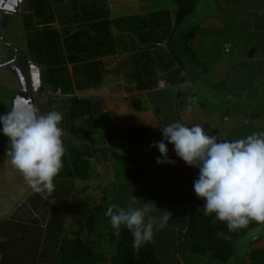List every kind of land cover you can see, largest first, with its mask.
<instances>
[{
    "label": "crops",
    "instance_id": "obj_1",
    "mask_svg": "<svg viewBox=\"0 0 264 264\" xmlns=\"http://www.w3.org/2000/svg\"><path fill=\"white\" fill-rule=\"evenodd\" d=\"M50 1L55 11L56 20L47 25L57 24L60 27L54 29L57 31L64 49L65 39L68 38V36L65 37L67 29H71V37H75L82 31H87L86 35L92 38L102 37V35L105 38L103 46L99 47L81 41H76V43L73 41L81 47L79 49L83 50L85 53L83 55L88 58L77 63L68 62L66 65L53 66L55 70L57 68L63 74L66 73L65 77L70 78V83L73 86L71 94H62L64 101H67L70 96H77L90 100L96 107L85 117L83 127L87 133L81 128L74 134L84 133L83 139L72 142L73 144L78 142L79 146L87 145L93 148L90 150L92 156L89 157L90 161H97L95 154L100 153L102 149H108L110 147L108 142L114 141L111 139L115 138L114 136L122 138L125 143L132 140L134 145L144 146L143 143H145L148 145L146 148H152L151 145L160 142L163 138L160 129L178 120L189 127L200 125L208 135L215 136L221 141H232L252 133L264 132V116L258 114L257 109L260 106L256 104L258 96L264 98V0L258 3L247 2L244 8L240 9V13L230 12L226 8L236 7L243 2L226 0L227 6L230 7H223L221 12L224 16L226 14L229 16L214 25L211 22L204 25L202 21L194 23L190 20L178 24L177 6L167 0H142L137 12L119 16H115L113 11L120 2L109 0V5L111 4L109 7L110 17L85 22L64 16L68 6H61L58 2L60 0ZM113 2L115 3L112 5ZM133 3L135 4V2ZM30 10H33V4ZM162 12H169V19L159 15ZM242 12L251 15L249 19L241 15ZM30 14L33 16L34 10ZM252 14L255 15V19H252ZM116 20L120 22L118 25L114 23ZM106 22L109 24L108 30ZM94 24H99L101 27L96 30L91 29L90 26ZM186 29L188 32H185ZM178 31L183 35L175 36V32ZM163 35H169V38L157 42ZM173 37L175 38L173 39ZM86 38L88 37L85 36L84 41L88 40ZM180 44L183 48L185 46V53L189 55L190 59H195L197 65L193 64L194 67H192L189 62L176 56ZM254 46H259L256 54L249 52L254 49ZM204 49L212 51L213 61H208L205 53L203 56L201 55ZM25 53H27V66L36 62H32L30 55L32 52L28 46ZM4 59L5 57H2L1 61ZM37 64L42 67L40 63L33 65ZM23 66L25 65L23 64ZM196 66L201 67V72L198 77H193L192 74L196 72ZM183 67L189 68V75ZM42 68L43 72L47 73L48 68ZM61 68L64 69V72ZM59 70L58 76L61 74ZM17 72L20 73L19 70ZM20 80L27 81L22 78ZM160 81H167L170 88H159ZM197 81L203 85H198ZM45 83L51 89L52 84H49V81ZM256 83H260L261 86L257 92L253 90ZM14 88L11 86L10 90H14ZM59 90L61 89L59 88ZM33 91L31 97L34 105L37 106L38 100H43V95L36 94V89ZM213 92L219 94V98H231L234 101L241 100L243 97L244 108L254 103L257 109H249V112L253 111L254 114L241 108L237 111L226 108L223 111L221 110L222 105L209 99ZM136 104L142 106V109H136ZM76 136L78 137V135ZM93 136L98 137L94 140ZM167 147L169 159L175 161V164L160 165V167L163 166L161 170L165 168L163 171L166 172L158 179L151 180L149 187L150 191L154 192V195H151L153 200L174 202L173 206L171 205L172 211L177 213V210L180 209L178 204H185L189 201L187 197H196L193 182L198 177V169L190 167L180 160L172 145L169 144ZM154 149L153 155L139 157L141 161L136 159L137 156L132 158L131 153L128 156L120 152L108 151L106 156L109 157L108 167L111 170L109 173L112 177L111 180H116L119 158L125 161V164H120L121 168L126 166L129 158L132 159L137 169L140 170L139 177L142 180H147L151 172H146L150 169L146 162L153 161L154 156L159 152L158 149ZM125 150L128 153V148ZM99 170L101 172L99 175H102L103 170L100 166ZM76 180H78L77 184H75ZM95 180L102 183L100 179ZM73 182V185L77 187L80 181L75 178ZM98 183H94L93 186ZM137 184L135 186H139ZM105 185L107 186V184ZM41 196L48 202L44 194ZM105 196L106 202L112 201ZM141 196L142 201L146 202L144 190H142ZM173 196L176 197V200ZM192 203L186 207L185 212L183 211L182 225L175 221L174 224L167 223V226H173V229L179 234L184 232L187 229L191 211L194 208L203 207V202L202 205ZM53 204L50 201V205L53 206ZM156 207L165 211L163 206ZM91 209L95 211L96 207ZM154 215H161V213L157 211ZM177 218L175 217V219ZM178 239L179 236L174 239V242ZM259 240L255 238L252 242V244L257 242L253 244L254 250H257V245L260 244ZM236 246H239V242H236ZM1 257L0 255V263Z\"/></svg>",
    "mask_w": 264,
    "mask_h": 264
},
{
    "label": "rangeland",
    "instance_id": "obj_2",
    "mask_svg": "<svg viewBox=\"0 0 264 264\" xmlns=\"http://www.w3.org/2000/svg\"><path fill=\"white\" fill-rule=\"evenodd\" d=\"M42 1V0H40ZM56 1V0H55ZM64 1V2H63ZM126 1V2H121ZM243 2L241 5L240 3L236 7L226 8L230 10V12L234 13H240V9L244 8V5L247 2L252 3H258L262 0H240ZM61 6H68L69 1L68 0H60L58 1ZM63 2V3H62ZM116 2H120L119 5L114 7L113 13L115 16H119L120 14L125 15L127 13H133L137 12L138 8L142 4V0H116ZM135 2V4L133 3ZM115 2L112 3V5ZM33 0H0V61L2 57H9L10 55L13 57L14 53H22L25 52V49L27 47V37H26V29H25V22H37L36 17L34 18L32 15H29L31 13L30 10L32 8ZM197 6L194 9L193 15L190 17V21H202L204 22V25L208 22H211L212 25L219 23V21L224 20L229 15L222 14L221 9L223 7H230L227 6L226 0H197ZM111 4L109 5V7ZM243 6V7H242ZM240 7V8H239ZM246 7V6H245ZM23 13H21L20 11ZM20 12V13H19ZM215 17L213 18V16ZM241 15L246 16V18L249 19L251 15H248L247 13H241ZM240 16V15H239ZM253 18L255 19V15L252 14ZM244 21V20H243ZM223 25V24H222ZM38 29L42 28H50V29H59L60 27L55 24L54 26H48V25H41L40 27L37 26ZM185 32H188L186 29ZM31 32H27V35H30ZM175 36H182L183 33L178 31L175 32ZM182 34V35H181ZM224 36V35H222ZM172 37V36H171ZM91 38V36H90ZM169 35H163L160 36V39H158L157 42L168 39ZM175 37H173L174 39ZM88 40L84 41V43L94 44L92 40H89V38H86ZM178 41V40H177ZM176 41V42H177ZM98 45V44H95ZM250 46V45H249ZM249 48V47H248ZM248 48L245 50L247 53ZM177 55L179 58H182V60H186L189 62L190 66L194 67V65H197L196 60H192L189 58V55L186 54L185 46L182 47V44L179 45V48ZM257 50H259V46H254V49L249 51L250 53H257ZM206 54V58H208V61H213V54L211 50H202L201 55ZM179 54V55H178ZM188 56V58H187ZM23 58V57H22ZM198 58V57H197ZM199 60V58H198ZM25 66L18 67L17 70L20 71V73L16 72V70L12 66H5L1 67L0 65V114H3L7 112L10 109V106L14 99H22L26 102H29L34 105L33 99L31 95L34 93V89H37V92L40 95L47 96L48 92L51 91V89L46 85L45 83V74L43 72V68L41 66L29 64L27 66V63H23ZM194 64V65H193ZM184 71L189 75L188 70L189 68L183 67ZM196 72L193 73V77H198L199 73L201 72V67L196 66ZM29 70L31 73H33V81L29 84L27 81H22V83L19 82V79L27 80L29 79V76L26 77L23 72ZM31 75V74H30ZM32 78V77H31ZM198 85H203L200 81H197ZM255 88L253 89L255 92L261 89L260 83H256ZM5 85V86H4ZM15 87L14 90H10V87ZM43 88V89H42ZM16 89V91H15ZM247 89V88H246ZM242 97V96H241ZM209 99L211 101H215L217 104L222 105L221 110H225L226 108L229 110H239V108L246 110L249 112V109L256 108L255 104L244 106V98L242 97L241 100H233L231 98H219V94H215L213 92L210 94ZM260 106V109L257 112L264 116V98L258 96V100L256 102ZM36 106V105H35ZM237 106V107H236ZM241 106V107H239ZM40 109L41 113H46L51 110L59 111L62 114V123L61 127L64 130V147H65V155L67 157L73 158L75 155L70 153V146H68L69 142H74V140L77 139H83V134L81 132L78 133V137L74 135L76 132H74V127H82L83 130L85 128L83 127V121L82 120H71V113L70 108L67 104H64V99H44L38 100V105L36 106ZM251 114H254L255 112L251 111L249 112ZM82 130V131H83ZM85 133L87 131L85 130ZM74 135V136H73ZM97 135V134H96ZM99 136V135H98ZM97 136V137H98ZM97 137L93 136L92 138L95 140ZM100 137V136H99ZM115 138H111L112 142H108V149H105L95 154L96 162L90 161V159L86 156V160H88V164L90 165V171L88 174L91 177V180L87 183L85 182H79V185L77 187H74L75 190H81L84 188L85 184L87 187V192H79L77 194V198L80 200H85V202L81 203V210L80 213L76 211L70 212L68 217L61 219V221L66 222L65 226L63 225V228L66 229V234L70 235L74 238H78L81 236L84 239H87L89 241H96L98 242L99 234L103 230V228L98 226L99 223H101L104 226H107L109 222V218L105 216V212L107 208L112 204H117L120 207H127L129 205V200L132 196L135 198L142 200L141 192L144 190L145 200L146 202H154L156 204V200H153L151 195H154L152 191H150L149 182L151 180L158 179L160 175L162 176L163 173L166 171L163 166L160 167V165H157L156 160L158 157H160V153L156 154L153 158V161L148 160L146 158V163L148 167L150 168L149 171L151 172L150 176H148V179H143L139 177L138 172L140 170L136 169V164L133 162L132 159L129 158L128 166L121 168V163L125 164V161L123 159L121 160L119 158L118 160V168L116 170V180H111V170L108 167L109 161L107 153L109 152H120L124 155L131 153L132 158L134 156H137L136 159L138 161H141V158L139 157H145L150 156L154 154V147L152 148H146L148 145L143 143L144 146L140 145H134L132 140H128V142L125 143V141L122 138H118L117 136H114ZM70 140V141H69ZM72 140V141H71ZM88 142V141H87ZM73 144V143H72ZM74 146V145H72ZM89 150H92L93 148L90 146H86ZM9 148V140L7 137L0 135V229H6L8 240L1 241L2 244H0V248L6 249V253L9 255L10 258L15 259L16 264H30L31 259H33V256H36L37 253L34 250L37 248L38 241L35 239L38 235L42 237V234L38 231L41 229L36 228H30L29 223L30 220L36 219L40 224L46 219L44 217L42 218V212L47 213L48 212H54V207L51 206L50 198L48 196L55 195L56 192L55 187L52 191L54 193H50L46 191V200H44V197L41 196V194L45 193H35L28 185L27 182L23 179L22 175L18 170L12 167L10 164V157L7 155V151ZM126 148H128V153H126ZM91 153V152H90ZM85 156V155H84ZM113 160V159H112ZM97 164V165H96ZM153 164V165H152ZM100 168L103 170V174L99 175ZM156 166V167H155ZM159 169L160 171H156ZM108 172V173H107ZM146 173V174H148ZM137 177H139L137 179ZM95 179H100L102 181V184H107V186L99 187L97 190V186H93L94 183H98ZM77 181H75V184H77ZM94 181V182H93ZM91 183V184H90ZM139 184V186H135L136 184ZM81 184V185H80ZM88 184H90V187H88ZM99 184V183H98ZM137 184V185H138ZM141 184V185H140ZM153 182L151 183V190H152ZM139 187L141 190L139 191ZM66 188V187H63ZM77 188V189H76ZM86 189V188H85ZM147 190H149L147 192ZM51 191V192H52ZM62 193V192H61ZM107 196L112 201L106 202L104 200V196ZM176 196V195H175ZM174 197V200H176V197ZM189 201H187L185 204H178V207H180L179 210L176 212H173L172 206H164L165 211H168L171 213V217L168 221V224L172 222H178L182 225V219H183V211L185 212L186 207L194 202L197 205H202V200L198 199L197 196L193 198H188ZM183 200V199H182ZM76 201V200H75ZM72 199L70 200V203H72ZM42 203V204H41ZM37 205V206H36ZM157 205V204H156ZM192 205H194L192 203ZM36 206V207H35ZM195 206V205H194ZM39 208L41 207V212L38 216V218H33L32 215L29 217H25L26 213L30 211V209L33 208ZM96 207L95 211H92L91 208ZM175 207V206H174ZM178 209V208H177ZM79 210V209H77ZM19 212L20 216H23L22 219H20V226L17 225L16 218L19 216L16 213ZM95 212V213H93ZM173 212V214H172ZM33 214V213H32ZM162 214V213H161ZM95 215V218L93 216ZM17 216V217H15ZM175 217H178L175 219ZM27 218V219H26ZM19 220V219H18ZM23 220V221H21ZM19 224V222H17ZM171 223V224H172ZM41 228V226H39ZM47 229V226H45L43 229ZM45 229V230H46ZM102 229V230H101ZM248 230L242 238H237L236 242H239V249L237 259H235L234 264H240L242 255L248 257L249 263L248 264H264V225H258L255 222L250 223L246 228L238 229V231ZM31 230V231H30ZM43 230V234L46 236V232ZM186 231V230H184ZM237 231V230H234ZM170 233V234H167ZM174 233H176L174 235ZM182 233V232H180ZM167 235V236H166ZM180 234L173 229V226H165L163 229L155 231L153 236V246L155 249V252L160 257V259L163 261L164 264H209V258L208 255L201 256L195 258V255H191V257L188 256L186 260H184L182 254L179 252V242L182 239H178V241L174 242V239L177 238ZM50 237V236H49ZM48 237V238H49ZM69 237V236H68ZM106 237V235H104ZM182 238V237H181ZM260 239V244L257 245L256 252H259L260 257L257 256L258 253H254V257H252L251 253L254 250V245L252 242L254 239ZM39 239V238H38ZM44 239V238H43ZM41 239V244H44L45 242ZM104 238L102 237L101 240ZM100 240V239H99ZM107 239L103 241H99L97 244L104 247L105 254L111 255L113 251L110 250L108 247L110 242L106 241ZM178 242V243H177ZM251 252V253H250ZM22 255V256H21ZM27 256L32 257L27 260ZM105 264H113L111 262H106ZM247 264V263H246Z\"/></svg>",
    "mask_w": 264,
    "mask_h": 264
},
{
    "label": "trees",
    "instance_id": "obj_3",
    "mask_svg": "<svg viewBox=\"0 0 264 264\" xmlns=\"http://www.w3.org/2000/svg\"><path fill=\"white\" fill-rule=\"evenodd\" d=\"M68 1V8H66L67 10L65 9V12L67 13L64 14V16L66 15L74 20L77 19L85 22L89 20L95 21L110 17L109 0ZM167 1H172V3L177 6L176 14L178 24H182L184 21L190 20V17L193 15L194 9L197 6V0ZM33 10V17L36 16L37 22H25L24 24L26 31L31 32L30 35H27L26 32L27 46L32 52L30 53L32 57L31 60L32 62L36 61L34 62L35 64L40 63L42 64V67L48 68L47 73L44 72L45 82L49 81V84H52L54 91H57L59 88L61 89V96L49 93L47 96H43V98L63 99L62 94H71V92H73V86L70 83V78L65 77L66 73L63 74L57 68L55 70L53 66L61 64L66 65L68 62L77 63L85 61V59L88 57L83 55L85 53H83V50L81 51L79 49L81 47L75 44L76 41L84 42V38L86 36L89 38V40H92V42L94 43L93 45L98 44L96 46L99 47L103 46L105 39L104 35H102V37L96 36L94 38H90V36L86 35L87 31H82L75 37H71L72 31L71 29H67L65 37L68 36V38L65 39L66 42L64 49L62 46V42L59 40L60 37L55 29H38L37 27H40L41 25L52 24L56 20L55 11L52 8L51 1L34 0ZM159 15L169 19V12H162ZM106 23V27L108 30L109 24L108 22ZM114 23L118 25L120 22L116 20ZM98 27L100 28L101 25L94 24L90 26V28L94 30L98 29ZM14 54L15 55L13 57L11 55L8 58L5 57V59L1 61V67L12 66L17 72V68L21 67V63L26 62L27 53L22 52ZM58 70L59 73H61L60 76L57 75ZM28 71L29 70L24 71L23 74H26V77L29 76L27 82H29L30 84L33 81L32 79L34 74L31 73V71ZM19 82L22 83L20 79ZM36 94L40 95L38 92ZM64 104H67L69 106L71 120L74 121L82 120L83 122H85V117L96 108L90 100L77 96L68 97L67 101H64ZM135 107L136 109H142V106L138 104H136ZM81 128L82 127L75 126L74 131H78ZM78 144V142H75V144L69 142L68 146H70L71 148L70 153L75 155V157L70 158L64 155L63 166L59 174L54 179V191L56 192V194L54 196H48L50 198V201L54 203V212H48L49 214L42 212V218L44 217V219H46L44 223L42 222V224H40L38 220L36 221V219L32 221L30 220V222H32L29 223L30 228L34 229L36 228L35 226H37L38 229H41L38 232L42 234V237L38 235L35 238L39 244H37V248L33 253H37V255L33 256V259H31L32 257L27 256V260L29 258L31 259V262L29 263L105 264L106 262H111L113 264H164L155 252L153 241L148 242L139 249H135L132 246L133 240L130 232L125 228H121L119 230V233L117 234V232L111 227L109 222L107 226H104L101 223L98 224L99 227L101 226L103 228V230L101 229L102 231L99 234L100 240L98 239V242L107 239L106 241L110 242V245L108 247L111 251H113L111 255H106L104 252L106 248L104 249V247L98 245V242L96 241H89L82 238L81 236H79L78 238H74L66 234V229L65 227L63 228L62 225L64 224L65 226L66 222L61 221V219L68 217L67 215H69L70 212L72 213V211L80 213L81 203L86 201V199L80 201L79 199H76L79 192H87L86 184L84 185L85 187L81 190H75L73 180L76 177L79 178V181L82 183H87L91 180V177L88 174V172L90 171V165L88 164L89 161L85 159L86 156L88 158L92 157L90 150L86 147L87 145L79 146ZM126 166H128V161ZM135 168L137 169L136 166ZM96 186L98 190L99 187L106 185L99 183ZM88 187H90L89 184ZM54 191L50 193H54ZM43 194L46 196V191ZM181 197H183V195H181ZM71 199L73 201L72 203H70ZM172 203L168 201L161 202L156 200L157 205H155L159 207L163 205L173 206ZM35 207L33 209H30V211L26 213L25 217L28 218L29 215H32L33 218H38V216L40 215L38 214V212H41V207H39L38 209ZM198 209L200 208H194L191 211L188 219L187 229L179 235V239H182L179 242L180 254H182L184 259L188 258V256L191 257V255H195V258H197V256L201 257L208 255L209 264H234L235 259H237V256L240 255L237 251L240 247L236 246L237 238H242V236H244L248 230L245 229V231H229L223 222L216 221L214 216H205L203 214V211H198ZM19 212L20 211H18V213L16 214L19 215ZM22 217L23 216L19 215L16 218L15 223L19 226L21 225L20 219H22ZM93 218L95 217L93 216ZM17 222H19V224ZM45 223L47 224L46 230L43 229ZM39 226H41V228ZM43 230H45L46 236L45 234H43ZM104 235H106V237H104ZM102 237L104 238L103 240H101ZM41 239H43V241L45 242L44 244H41ZM5 240H8V235L6 229L4 230L1 228L0 244H2L1 241L3 242ZM256 243L257 242L253 244ZM6 249L0 248V255L2 256L0 264H16L15 259L10 258L6 253ZM255 252L256 250H253L252 253L250 252L252 257H254ZM256 253H258L257 256L260 257L259 252ZM246 263H249V259L248 257L245 258V256L242 255L240 264Z\"/></svg>",
    "mask_w": 264,
    "mask_h": 264
},
{
    "label": "clouds",
    "instance_id": "obj_4",
    "mask_svg": "<svg viewBox=\"0 0 264 264\" xmlns=\"http://www.w3.org/2000/svg\"><path fill=\"white\" fill-rule=\"evenodd\" d=\"M49 93L61 96L59 89ZM62 119L59 111L41 113L35 105L19 98L0 114V135L9 140L10 164L35 193L51 192L63 166ZM160 131L162 140L151 145L160 153L157 165L175 164L169 159L170 144L180 160L198 169L193 182L195 195L203 201L198 211L214 216L229 231L246 228L252 222L264 225V132L221 141L200 125L189 127L179 120ZM157 211L162 214L154 215ZM104 214L117 234L121 228L130 232L135 249L152 241L155 231L163 229L172 217L154 202H143L134 196L127 207L112 204Z\"/></svg>",
    "mask_w": 264,
    "mask_h": 264
},
{
    "label": "built area",
    "instance_id": "obj_5",
    "mask_svg": "<svg viewBox=\"0 0 264 264\" xmlns=\"http://www.w3.org/2000/svg\"><path fill=\"white\" fill-rule=\"evenodd\" d=\"M159 87L161 88V89H166V88H169V84L167 83V82H165V81H160L159 82ZM59 94V93H58Z\"/></svg>",
    "mask_w": 264,
    "mask_h": 264
}]
</instances>
